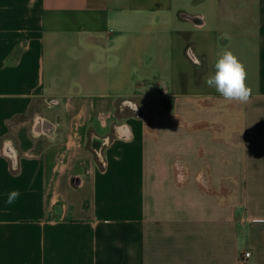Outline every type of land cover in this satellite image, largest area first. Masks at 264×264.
<instances>
[{"label":"crops","instance_id":"1","mask_svg":"<svg viewBox=\"0 0 264 264\" xmlns=\"http://www.w3.org/2000/svg\"><path fill=\"white\" fill-rule=\"evenodd\" d=\"M225 49L247 103L205 83ZM248 251L264 264V0H0V264Z\"/></svg>","mask_w":264,"mask_h":264},{"label":"clouds","instance_id":"2","mask_svg":"<svg viewBox=\"0 0 264 264\" xmlns=\"http://www.w3.org/2000/svg\"><path fill=\"white\" fill-rule=\"evenodd\" d=\"M214 73L209 75L205 83L228 102L247 103L252 95V88L247 84V70L244 63L231 51L225 49L219 54ZM20 193L18 190L8 194L6 203L11 205Z\"/></svg>","mask_w":264,"mask_h":264},{"label":"built area","instance_id":"3","mask_svg":"<svg viewBox=\"0 0 264 264\" xmlns=\"http://www.w3.org/2000/svg\"><path fill=\"white\" fill-rule=\"evenodd\" d=\"M252 257L251 252H245L240 258V264H250L249 261Z\"/></svg>","mask_w":264,"mask_h":264}]
</instances>
